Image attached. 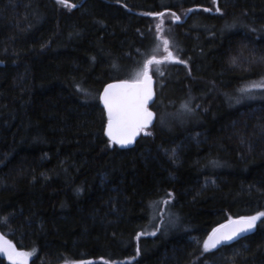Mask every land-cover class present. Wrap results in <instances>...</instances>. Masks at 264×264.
I'll use <instances>...</instances> for the list:
<instances>
[{
    "label": "trees",
    "instance_id": "1",
    "mask_svg": "<svg viewBox=\"0 0 264 264\" xmlns=\"http://www.w3.org/2000/svg\"><path fill=\"white\" fill-rule=\"evenodd\" d=\"M69 3L0 0L2 233L28 264H264L259 222L202 250L229 216L264 211V101H232L264 79V0ZM153 57L151 135L109 146L99 94Z\"/></svg>",
    "mask_w": 264,
    "mask_h": 264
},
{
    "label": "snow or ice",
    "instance_id": "2",
    "mask_svg": "<svg viewBox=\"0 0 264 264\" xmlns=\"http://www.w3.org/2000/svg\"><path fill=\"white\" fill-rule=\"evenodd\" d=\"M117 2H119V0H117ZM56 3L67 8L77 7L76 4H70L69 0H56ZM212 4L217 5V0H212ZM192 11L193 9H188V12ZM203 11H215L223 15L219 6H216L214 9L205 8ZM185 14L187 15V13ZM144 15L163 17L164 13L148 12L144 13ZM171 15L174 21H180L179 15H176V13H171ZM162 24L163 20L161 19L160 24L156 25L157 29H159ZM233 26L234 25L229 24L225 25L227 28ZM253 31H255V29H253ZM163 43L164 50L168 52V56L165 57L166 60L173 63L187 64V61L174 57L172 53L168 51L170 43L168 39H165ZM261 59L264 60V58ZM153 63L159 65L161 61L156 60L155 57L147 59L143 64L142 70L136 74L134 79H120L108 83L103 88L102 93L99 94L98 99L102 103L103 110L106 113L105 135L108 137L109 146L120 145L121 147H126L133 144L136 137L140 136L141 133L151 135V132L145 130L153 125L155 119V113L149 108L150 103H155L153 99V79L149 72L150 65ZM232 63L234 65L237 63L236 58H233ZM113 67H115V65ZM157 73L161 76L163 75V72H161L159 68H157ZM253 88H264V83L245 86L240 89V92L244 95ZM79 90L85 92V95L89 94L83 88H79ZM191 99L192 97H189V100L181 104L183 113H192L195 111V109L191 107ZM196 107H199V105ZM161 123H163L162 120ZM175 155L176 150L173 149L172 157H175ZM168 195L171 196V193ZM164 203L167 204L168 201H164ZM6 219L7 218H5V222ZM258 222L264 224V211H258L254 215H242L236 218L229 216L226 223H221L217 227L212 228L207 238L203 240V252H211L217 249L219 245L228 244L241 236H246L257 227ZM170 223H174V221H170ZM158 230L159 229H157V231ZM143 234L144 233L137 234V239ZM151 235H156V232H152ZM195 242L200 243V241ZM0 253H3L11 264H27L28 257L31 255L29 252L18 251L11 241L5 239L3 236H0ZM138 253L139 248H137V254Z\"/></svg>",
    "mask_w": 264,
    "mask_h": 264
},
{
    "label": "rangeland",
    "instance_id": "3",
    "mask_svg": "<svg viewBox=\"0 0 264 264\" xmlns=\"http://www.w3.org/2000/svg\"><path fill=\"white\" fill-rule=\"evenodd\" d=\"M149 71L151 73V68H149ZM260 83H264V79H262L260 82H257L255 84H260ZM237 94L238 96H235V98L232 100L234 106H239L241 104L251 103L256 101H264V88H253L247 94L244 95H242L241 92H238ZM155 219H156V215H155ZM165 226H166V233H168L173 228V223L167 222V225Z\"/></svg>",
    "mask_w": 264,
    "mask_h": 264
},
{
    "label": "water",
    "instance_id": "4",
    "mask_svg": "<svg viewBox=\"0 0 264 264\" xmlns=\"http://www.w3.org/2000/svg\"><path fill=\"white\" fill-rule=\"evenodd\" d=\"M198 9H200V7H198ZM149 72H150V71H149ZM150 75L152 76V79H153V85H152V87H153V92H154V97H153V99H154V101H155V99H156V85H155V79H154V77H153V75H152L151 73H150ZM113 82H115V81H113ZM110 83H112V82H110ZM102 91H103V90H102ZM102 91H101V93H102ZM100 103H101V102H100ZM101 105H102V103H101ZM153 105H154L153 103H150L149 108H150L151 111H153V112L155 113V119H154V121H153V125H151L149 128L153 127V126L155 125L156 121H157V114H156V112L152 109ZM102 107H103V105H102ZM107 138H108V137H107ZM139 138H140V136L136 137V140L134 141V143L131 144V145H128V146H126V147H121L120 145H118V146L121 147L122 149H130V148H133V147L136 145V142L138 141ZM225 223H226V222H225ZM253 231H254V230H253ZM253 231H252V232H253ZM252 232L248 233L246 236L250 235ZM0 236H3L5 239L9 240V239H8V238L2 233L1 230H0ZM246 236H241V237H239L238 239L233 240L232 242H230V243H228V244H231V243H233V242H235V241H238V240H240V239H242V238H244V237H246ZM9 241H11V240H9ZM11 243H12V244L16 247V249L18 250L16 244L13 243L12 241H11ZM224 245H227V244L219 245L217 248L222 247V246H224ZM18 251H19V250H18ZM0 257H2V258L5 259V260H8L7 257H6L3 253H0ZM8 261H9V260H8ZM87 263H91V264H93L94 262H87ZM27 264H28V261H27Z\"/></svg>",
    "mask_w": 264,
    "mask_h": 264
}]
</instances>
